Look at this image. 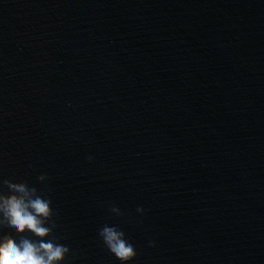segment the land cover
<instances>
[{"label":"water","instance_id":"1","mask_svg":"<svg viewBox=\"0 0 264 264\" xmlns=\"http://www.w3.org/2000/svg\"><path fill=\"white\" fill-rule=\"evenodd\" d=\"M0 178L64 264H119L105 224L129 264H264V0H0Z\"/></svg>","mask_w":264,"mask_h":264},{"label":"clouds","instance_id":"2","mask_svg":"<svg viewBox=\"0 0 264 264\" xmlns=\"http://www.w3.org/2000/svg\"><path fill=\"white\" fill-rule=\"evenodd\" d=\"M52 215L51 200L35 187L0 178V264H64L69 248L52 236ZM98 236L119 264L135 258L133 245L117 227L105 224Z\"/></svg>","mask_w":264,"mask_h":264}]
</instances>
